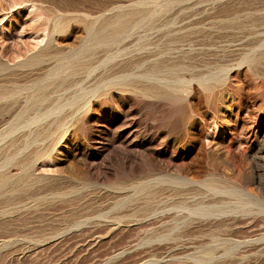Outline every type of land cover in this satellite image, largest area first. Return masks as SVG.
<instances>
[{
  "label": "rangeland",
  "instance_id": "1",
  "mask_svg": "<svg viewBox=\"0 0 264 264\" xmlns=\"http://www.w3.org/2000/svg\"><path fill=\"white\" fill-rule=\"evenodd\" d=\"M130 11L143 16L124 31L116 19L101 26ZM43 50L47 65L10 77ZM253 55L261 57L257 68L243 64ZM0 61L11 66L0 92L18 95L5 112L23 115L17 134H0V165L12 160L0 172H29L27 189L6 203L0 197V264H264V213L210 221L145 245L144 228L157 235L165 221L138 226L135 204L113 211L130 187L165 173L227 179L235 172L264 204L252 183L264 165L256 158L264 159V0H0ZM59 72L69 79L24 114L23 85ZM207 77L210 88L202 84ZM85 93V102L70 105ZM191 236L204 239L184 247ZM215 240L234 248L196 261Z\"/></svg>",
  "mask_w": 264,
  "mask_h": 264
},
{
  "label": "bare ground",
  "instance_id": "2",
  "mask_svg": "<svg viewBox=\"0 0 264 264\" xmlns=\"http://www.w3.org/2000/svg\"><path fill=\"white\" fill-rule=\"evenodd\" d=\"M111 8L113 9V7H111ZM109 10H110V8H109ZM109 10H108V12H110ZM101 15H98L99 17L97 16L98 18L95 21L96 23L101 18ZM142 16H143V12L130 11L127 13H117V14H113L111 16H108L106 18L103 17L104 19H102L103 22L101 21L102 22L101 26L108 25L109 23L111 24L116 19L118 21H121V26L118 27L119 30L124 31L132 21H134L138 17H142ZM61 21H62V19H61ZM175 21H177V20H175ZM173 23H174V21H173ZM52 29H51V31H52ZM47 31H48V29H47ZM41 32H43V31H41ZM54 32H56V31H54ZM90 33H91V31H90ZM90 33L88 35H90ZM120 35H122V34H120ZM50 36H48V37H50ZM44 37H45V35H44ZM99 37H101V35L99 36V34H98L97 38L99 39ZM42 39H47V41H48V38H42ZM40 43H41V41H40ZM50 44L52 45V43H50ZM39 47H41V46H39ZM48 48H50V47H48ZM17 49H19V48H17ZM36 49H38V48H36ZM34 50H35V47H34ZM33 51H32V53H33ZM14 53H15V51H14ZM83 53H84L83 51H81V53L78 52V54L75 56L78 59V57H80V55H82ZM15 55H17V54H15ZM27 55H26V57H28ZM19 56L21 58L22 55H19ZM48 56H49L48 53L45 50H43V51H40L37 55L31 56L30 58H27V59H24L23 62L20 61L21 63H19L18 65H16L14 67V70H12L13 72L12 73L10 72L11 73L10 77L11 78L13 76L15 77V73L20 72V71H22L25 75H29V74L32 75V73H34L35 70H37L38 68H42L45 65H47ZM17 58H18V56H17ZM260 60H261L260 56H255V55L248 56L244 59L245 62H243V64L250 63V65L251 64L255 65L257 68L256 64H258ZM2 61H4V60L2 59ZM71 62H73V61L70 60L69 63L67 62V64L70 65ZM107 64H108V62H107ZM250 65H248V66L251 68ZM9 68H11L10 65H9ZM9 68H6L5 66L0 65V77H2L1 74L3 72H7V70ZM59 68H61V67H59ZM150 68H151V70L156 69V68H158V65H153ZM37 71H39V70H37ZM167 73H172V72L168 71ZM49 74L46 75L47 78L49 77ZM61 75H62V73H60V72L55 73L49 78V81L43 79L42 81L39 80L38 82H34L33 84H30V85L29 84L23 85V89L28 90L27 95L25 96L26 101L24 104L26 105V107H25L26 109L24 111V114L28 113V111L31 110L32 107L36 103H39L40 101H42L45 98L46 93L48 92V90L51 86L56 84L58 81H61L62 84H64L66 82V80L69 79L68 77L70 76V75H68V76H66V78H62ZM142 76H145V75H142ZM7 77H8V75H7ZM209 77L202 79V84L206 88L211 87L210 85H208ZM11 83L13 85L17 84V83L15 84V82H12V81H11ZM108 86H110V83H108L106 85V87H108ZM5 87H6V85H5ZM12 87L10 89H12ZM0 88H1V86H0ZM1 90H3V89H1ZM12 91H10V90L7 91L6 89H4L2 92H0V103H3V105H0V115H3L2 112H5L6 109L8 110L9 107L11 109H13L15 107V105L18 103L17 98H15L17 93L15 91L14 92H12ZM86 98H87L86 93L81 94V95H76L73 97V100L70 103V105H75V104L80 105V103L85 102L84 100H86ZM8 114L6 115V116H8L7 120L5 119L6 121H8V125L6 124L7 127H4L5 129L1 128V130L3 129V131H1V133H0L1 136H3L4 133H6L5 135L8 134V136H12L15 133V131L18 129L17 127H19L20 120L22 119V116H23L22 114H11V113H10V115H8ZM2 118H4V117H2ZM22 131H24V130H22ZM15 134H17V133H15ZM258 134H259L258 136L260 138L264 139V124H261L259 126ZM9 138H11V137H9ZM9 138H7V139L9 140ZM4 140L5 139L2 138V141H4ZM0 146L2 147V145H0ZM262 149H263L262 151H264V146ZM29 150H27V151H29ZM25 151H26V149H25ZM1 156H3V155H1ZM7 158L9 159L8 156H7ZM256 158L259 160H263V162H264V159L261 156L258 155V156H256ZM1 161H3V160H1ZM11 161H10V164H11ZM27 162H29V161H27ZM8 164L9 163H7V164L5 163V165H3V167L0 165L1 166L0 168H4L7 170ZM26 164H28V163H26ZM28 166L30 167V165H28ZM9 169H11V168H9ZM25 169H28V167ZM21 171L19 173H21V174L23 173V174L19 175L17 177L10 176L8 174V172H0V197H2V198L4 197L5 203L10 200L9 196H11L12 193L19 191L21 188L27 189L25 181L29 177V174H28L29 172H28V170H24V172H21ZM255 172L252 173V178H255L257 176L260 179V181L258 184L255 182H252V183H253L254 187L256 188V190L258 192H260V197H262L264 200V189L262 190V189H260L261 187H259L261 185V179L264 178V165L262 167H260L258 169V171H255ZM31 175H30V177H31ZM231 175L233 177L231 176L230 178H227V179H225L224 177H222L218 174L208 175L202 179L190 178L187 174H182V173H165V174L157 175L155 178L145 180V181H141V182L133 185L132 187H130L129 188L130 192L127 195L122 196L119 199V201L115 204V208L113 209V211H120V210L123 211V209L126 207L127 204H135L133 208L139 209V210H137V214L135 211L136 215H134V216L139 217V219L136 217L138 219L136 221V222H138L137 223L138 226L143 227L149 223H152V221H157V220H159V221L164 220L165 221L164 223H162L163 226H161L162 227L161 233H159L157 235L155 234L156 231L154 228H144L145 231L147 232L146 233L147 239L146 238L142 239V241H144L143 244H145V245L150 244L153 241H157V239H162V238L166 239L167 237L177 236V234H179V232L188 233V231L185 232L187 228H192V229L198 228V229H200L201 227L208 226L207 224L210 221L222 222L225 219H229L231 217L236 218V217H238L237 215H241L242 218H246V217L252 218V217H255L257 214L264 213V204L259 202V201L258 202L256 201L258 196H257L255 190L247 189L248 183L244 181L243 177L240 176V174L238 175L235 172H233ZM30 179L31 178H29V181H30ZM32 179H33V177H32ZM29 184H31V183H29ZM28 191H29V189H28ZM254 197L256 198V200L254 199ZM258 204L260 205L259 210L254 211V207ZM9 207H10V205H9ZM128 207H130V206H128ZM124 212H126V210H124ZM255 213H256V215H255ZM149 232H151V234H150L151 236L149 235L150 237L147 236L149 234ZM220 232H221V234L227 235L229 231H227L226 229L225 230L220 229ZM218 238H220V237H218ZM203 239H204L203 236L200 238L192 237V236L187 237V239L183 240L184 241L183 246L187 247V248L191 247V246H193V244L195 242L202 241ZM215 241L216 242H213V243L211 242L212 244H210V245L202 246L203 248L200 251H198V255H196L194 257L195 260L199 261V262H208V261H211L212 259H214L215 256L219 252L226 254V253H229L234 248V247H230L229 245H226L223 240H221L220 243L218 242L219 240H215ZM232 264H234V263H232Z\"/></svg>",
  "mask_w": 264,
  "mask_h": 264
}]
</instances>
